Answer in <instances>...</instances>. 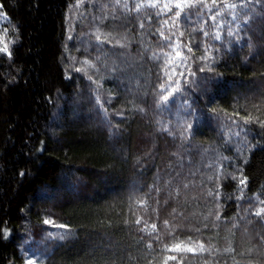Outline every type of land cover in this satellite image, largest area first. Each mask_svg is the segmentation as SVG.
I'll return each mask as SVG.
<instances>
[{
  "label": "trees",
  "instance_id": "trees-1",
  "mask_svg": "<svg viewBox=\"0 0 264 264\" xmlns=\"http://www.w3.org/2000/svg\"><path fill=\"white\" fill-rule=\"evenodd\" d=\"M165 4L0 0V264H264V0Z\"/></svg>",
  "mask_w": 264,
  "mask_h": 264
},
{
  "label": "snow or ice",
  "instance_id": "snow-or-ice-1",
  "mask_svg": "<svg viewBox=\"0 0 264 264\" xmlns=\"http://www.w3.org/2000/svg\"><path fill=\"white\" fill-rule=\"evenodd\" d=\"M212 2H213V4H215L216 0H212ZM192 4H193V0H171V6L169 4H165L164 6L166 8H168V10L170 12L171 11H175V16L176 17H180L182 15V13L184 12L185 7H187L190 10L191 7H192ZM137 7H139V5H137ZM226 7L229 8V9H234L236 7V5L235 4H227ZM213 19H215V17H213ZM161 35H163V33H161ZM204 35L207 36L208 33H204ZM228 35L229 36L232 35L231 30H229ZM215 38L216 39H220V35L217 33ZM237 39H239V37H237ZM249 47H251V45H249ZM189 51H191L190 48H189ZM0 52L6 53L8 56L12 55V53H11V51H9V47H8V45L6 43L3 44L2 47H0ZM176 55L180 56V53L177 52ZM200 59L203 61V60L207 59V57L206 56H202V57H200ZM188 71H189V73L191 75H195L196 74L195 72H192L191 69H188ZM197 71H199V72H205V71L212 72V68L209 67V68L206 69L204 67H200V68L197 69ZM179 75H183V73H179ZM169 79H171V77H169ZM173 84L175 85V81H173ZM178 90L179 89L177 87L173 86L171 88V90L168 91L167 94L162 97V101L163 102H169L170 98L173 97L174 93H176ZM97 101L99 102V97H97ZM192 127H193L192 124L188 125V128H192ZM20 175L23 176V175H25V173L21 172ZM247 179L248 178L246 176L242 177L240 179V184L241 185H245V182L247 181ZM261 203L264 204V201H261ZM255 214H256V216H261L262 214H264V207L259 208L256 211ZM43 223L44 224H50V223H52V221H50L48 219H45L43 221ZM137 223H139V221H137ZM165 223H167V222H165ZM59 227H65V226L64 225H59ZM155 227L156 226L153 225V228H155ZM0 235H2L6 239L10 235V230L7 229V228L0 229ZM59 238L60 239H64L63 236H60ZM262 238H264V237H262ZM173 247L176 248V249H181V245H179V244L173 245ZM203 247H204L203 244H200V249L201 250H203ZM186 250L187 251H195L196 249L191 248V247H186ZM171 259H175V257H171ZM25 264H38V261H37V259L34 258V256H30L25 261ZM39 264H43L42 260L39 261ZM165 264H167V261H165Z\"/></svg>",
  "mask_w": 264,
  "mask_h": 264
},
{
  "label": "rangeland",
  "instance_id": "rangeland-1",
  "mask_svg": "<svg viewBox=\"0 0 264 264\" xmlns=\"http://www.w3.org/2000/svg\"><path fill=\"white\" fill-rule=\"evenodd\" d=\"M38 255H39V254H36V255H30V256H34V258L37 259L38 264H39L40 259H39ZM28 258H29V257H28ZM28 258H27V259H28ZM27 259H26V260H27Z\"/></svg>",
  "mask_w": 264,
  "mask_h": 264
}]
</instances>
